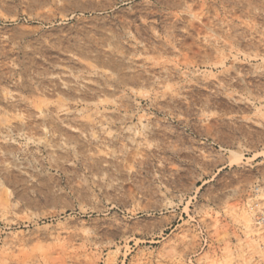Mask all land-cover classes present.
I'll list each match as a JSON object with an SVG mask.
<instances>
[{"label":"rangeland","instance_id":"obj_1","mask_svg":"<svg viewBox=\"0 0 264 264\" xmlns=\"http://www.w3.org/2000/svg\"><path fill=\"white\" fill-rule=\"evenodd\" d=\"M100 1L0 0V264H264V0Z\"/></svg>","mask_w":264,"mask_h":264},{"label":"bare ground","instance_id":"obj_2","mask_svg":"<svg viewBox=\"0 0 264 264\" xmlns=\"http://www.w3.org/2000/svg\"><path fill=\"white\" fill-rule=\"evenodd\" d=\"M105 1V0H104ZM102 2V1H100L97 5L95 4V5H90V7L88 8L91 12H100V11H104L105 12V10L107 9V8H109V6H110V4L109 3H107V1L106 2ZM117 1V0H116ZM129 1V0H128ZM120 2V1H119ZM93 3V2H92ZM91 3V4H92ZM124 3V2H123ZM127 3V2H126ZM89 6V5H88ZM113 10H114V8H113ZM116 11H118V10H116ZM108 14V13H107ZM107 14H106V16H107ZM101 16V15H100ZM98 17V16H97ZM121 68V67H120ZM73 81V80H72ZM76 91V90H75ZM59 150V149H58ZM57 150V151H58ZM56 153V152H55ZM59 153V152H58ZM54 155V154H53ZM82 159V158H81ZM84 159V158H83ZM85 160H86V158H85ZM101 160H103V159H101ZM100 160V161H101ZM246 208V207H245ZM246 210H248V209H246ZM245 209H243V211H242V214H243V217L245 218V220L247 221V222H251V215H250V213L248 212V211H246ZM260 235V234H259ZM260 237V236H259Z\"/></svg>","mask_w":264,"mask_h":264}]
</instances>
